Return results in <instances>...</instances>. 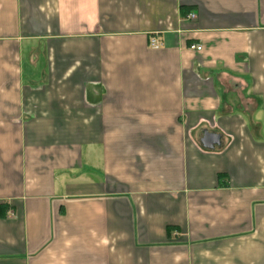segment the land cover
<instances>
[{
  "label": "crops",
  "instance_id": "obj_1",
  "mask_svg": "<svg viewBox=\"0 0 264 264\" xmlns=\"http://www.w3.org/2000/svg\"><path fill=\"white\" fill-rule=\"evenodd\" d=\"M0 264H264V0H0Z\"/></svg>",
  "mask_w": 264,
  "mask_h": 264
},
{
  "label": "water",
  "instance_id": "obj_2",
  "mask_svg": "<svg viewBox=\"0 0 264 264\" xmlns=\"http://www.w3.org/2000/svg\"><path fill=\"white\" fill-rule=\"evenodd\" d=\"M220 137L217 135L204 134L202 140L200 141L204 149L212 150L215 146H219Z\"/></svg>",
  "mask_w": 264,
  "mask_h": 264
},
{
  "label": "built area",
  "instance_id": "obj_3",
  "mask_svg": "<svg viewBox=\"0 0 264 264\" xmlns=\"http://www.w3.org/2000/svg\"><path fill=\"white\" fill-rule=\"evenodd\" d=\"M188 18L189 19H193L194 18V15H192V14H190L189 16H188ZM150 47L151 48H153V49H157L159 46H158V44H157V42L155 41V40H151L150 41ZM192 49H196V50H200V47H191Z\"/></svg>",
  "mask_w": 264,
  "mask_h": 264
}]
</instances>
